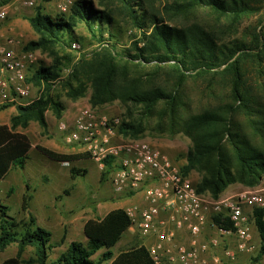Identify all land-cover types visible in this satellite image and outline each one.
<instances>
[{
	"label": "trees",
	"instance_id": "obj_1",
	"mask_svg": "<svg viewBox=\"0 0 264 264\" xmlns=\"http://www.w3.org/2000/svg\"><path fill=\"white\" fill-rule=\"evenodd\" d=\"M12 1L0 0V6ZM120 1L131 18V27L142 32V36L132 43V48L123 52L116 50L119 36L112 30V25L117 21L111 12L95 6L93 0H75L69 14L59 13L54 16L39 8L34 15L29 16L28 20L40 38L26 43L24 49L33 51L57 45L72 48V43L79 41L76 30L80 25H84L104 49L96 53L91 61L81 58L74 66L65 86L72 98H78L88 86L92 87L91 103L95 108L108 100L119 98L123 102L141 104L142 114L146 116L151 115L161 102L175 105L174 96L162 85L146 87L138 76L131 77L128 64L135 63V60L142 63L156 61L158 64L170 62L173 71L180 77H188V73L193 70L200 75L211 73L212 69L226 65L223 71L231 77L236 98L242 101L247 99L241 91L246 74L244 65L248 60L258 62L262 58L264 24L253 33L255 35L250 42L237 39L233 45H228L222 42L214 31L205 27L185 29L167 23L159 14L150 12L146 5L147 0ZM195 5L215 7L222 17L230 14L238 17L241 13L248 12L247 9L258 10L242 0H233L232 3L224 0H173L172 4L177 8H191ZM150 27L152 29L148 32L147 28ZM106 30H109L108 37L105 36ZM142 42L143 45H140ZM61 71L57 58L51 66L32 67L29 80L35 85H43L41 96L27 105H18L17 114L12 116L10 125L0 124V182L11 170L24 169L29 159L32 147L30 137L27 133L18 131L17 127H26L31 120H36L44 131L47 130L46 111L49 108H53L59 119L62 118L63 103L51 93ZM7 108L8 106H4L0 111ZM167 117L172 130L178 129L192 141L186 155L187 162L181 169L184 174H191L194 170L201 174L200 181L196 183L199 192L219 197L230 184L242 182L255 186L262 181L264 140L262 147L258 148L245 139L238 142L226 117L214 109L188 117L178 115L175 109ZM118 131L125 138L139 137L144 131V125L141 120L122 119ZM226 135L230 136V149L223 143ZM262 137L264 139V130ZM37 148L49 158L60 162L73 163L84 156L58 152L42 145H37ZM85 155L90 158L88 153ZM106 162V166L101 170V177L110 180L117 165L113 159ZM70 173L75 179L85 176L88 170L72 165ZM27 188L30 189V186L27 185ZM65 192L68 193V190ZM31 199V194L24 195L23 210L29 208ZM212 220L219 227L233 228V222L229 219L222 220L219 215L213 216ZM251 221L261 236L260 255H264V210L254 209ZM131 225L132 221L124 207L115 208L101 218H90L84 225L86 242L72 241L50 264H155L144 244H136L115 255L112 248ZM13 243L18 244L17 255L5 259L0 264H22V252L29 246L35 248L36 258L32 260L33 263L49 264V252L53 248L51 231L37 225L32 216L29 222L18 220L10 214L9 206L0 203V252Z\"/></svg>",
	"mask_w": 264,
	"mask_h": 264
},
{
	"label": "rangeland",
	"instance_id": "obj_2",
	"mask_svg": "<svg viewBox=\"0 0 264 264\" xmlns=\"http://www.w3.org/2000/svg\"><path fill=\"white\" fill-rule=\"evenodd\" d=\"M13 1L0 6V9L13 8ZM23 1L18 0L19 3L16 2L14 7L19 4L20 8L16 7V11L11 13L6 20H0V24L9 22L13 18L29 22L28 17L34 15L39 8L54 16L59 13L69 14V12L62 11L59 6L67 3L68 0H37L35 7L24 5ZM93 1L95 6L111 12L117 21L112 25L113 32L119 36L116 50L123 52L125 49L132 48V43L142 36V32L138 28L131 27V18L123 3L120 0ZM147 1L149 4L146 3V5L150 12L159 14L167 23L185 29L205 27L214 31L220 36L222 42L228 45H233L237 39L250 42L255 35L253 33L264 24V0H242L249 3L252 8L257 7L258 10L247 9L248 12L241 13L238 17H234L233 14L222 17L215 7L209 5L177 8L172 6L173 0ZM224 1L232 3L233 0ZM72 3H68L69 7ZM28 24L29 32L22 36L19 35L24 44L40 38L30 22ZM151 29V27L147 28L148 32ZM76 34L79 36V41L76 42L81 45L78 50L62 45L33 50L37 61L32 67L51 66L56 58L60 61L62 71L55 80L51 93L63 103V118L59 119L53 108H49L46 111V118L50 123L47 130L44 131L36 120H31L26 127L21 125L17 127L18 131L28 134L34 147L30 151L25 169L11 170L0 182V203L9 206L10 214L18 220L28 222L32 216L36 219L37 225L51 231L53 248L49 252V264L56 260L72 241L86 242L84 224L89 218L104 217L109 211L124 205L120 202L123 197L115 196L116 192L113 190L111 180H104L101 177V168L91 158L74 163L81 169H88V173L72 179L67 165L49 158L36 148V144H45L48 147L52 146L60 151H66L67 149L61 147L56 136V132H61L58 128L59 121L64 119L66 113H72L75 116L80 107L92 105V87L88 86L84 94L78 98H72L68 95V88L65 84L81 58L84 57L91 61L96 53L102 52L104 48L84 25H80ZM108 34L109 30H106L105 36L108 37ZM140 45H143V42ZM261 52L260 61L248 60L244 65L246 74L241 90L247 97L244 101L236 98L230 81L231 77L223 71L226 65L212 69L211 73L200 75L193 70L188 73V77H180L173 71L170 62L158 64L156 61L142 63L140 60H135V63L128 64L131 77L138 76L146 87L155 84L162 85L174 96L175 105L161 102L151 115L146 114V116L142 114L141 104L123 102L119 98L108 100L97 105L96 108L110 115L120 116L126 121L141 120L144 131L138 136L151 141L181 166L187 162L186 155L192 146V141L178 129H171L167 116H170L175 109L182 117L201 113L207 109L218 110L226 117L231 132L235 134L234 138L238 142L245 139L254 147H262L264 140L262 137V130H264V47ZM43 89V85H35L33 96L40 97ZM15 114H17L16 108L0 111V124L10 125L11 118ZM229 138L230 136L226 135L223 143L230 149ZM191 176L196 183L201 179V174L196 170L191 172ZM257 185H264V174L262 181ZM245 186L249 185L236 182L230 184L222 193H232ZM65 189L68 190L69 195L64 193ZM26 193L31 194L32 199L29 208L23 210V198ZM251 231L253 249L243 251L235 260L225 261L223 264H264V255H260L262 239L254 223H252ZM127 238L124 235L119 242L126 241ZM233 241L231 244L228 242L227 245L233 247ZM119 244L112 248L115 253L118 252ZM227 245L222 244L221 250ZM17 253L18 244H11L0 252V263L9 257L16 256ZM35 258L34 247L29 246L22 252V264H36L32 262Z\"/></svg>",
	"mask_w": 264,
	"mask_h": 264
},
{
	"label": "built area",
	"instance_id": "obj_3",
	"mask_svg": "<svg viewBox=\"0 0 264 264\" xmlns=\"http://www.w3.org/2000/svg\"><path fill=\"white\" fill-rule=\"evenodd\" d=\"M72 2L59 6L70 12L68 3ZM23 3L35 7L37 0ZM8 12L6 7L1 8L0 20L6 19ZM80 47L78 42L72 43L74 50ZM36 61L35 52L25 50L19 38L0 36V108L27 105L37 99L33 96L35 85L29 80ZM121 122L120 116L85 105L72 121L62 119L59 128L69 143L80 145L101 169L107 160L115 161L117 166L110 180L116 193L142 192L144 204L126 206L125 210L131 226L142 236L157 235L155 243L148 247L155 264H208L203 253L219 247L228 237L236 242L223 249L229 260L253 249L251 215L256 208L264 210V185L245 186L219 197L199 192L191 174H184L182 166L168 153L145 138L123 137L118 131ZM163 213L166 219L161 218ZM216 215L233 222V228L219 227L212 220ZM209 222L220 234L202 241L200 237ZM181 230L187 232L188 243L175 241ZM215 259L221 261L219 257Z\"/></svg>",
	"mask_w": 264,
	"mask_h": 264
},
{
	"label": "crops",
	"instance_id": "obj_4",
	"mask_svg": "<svg viewBox=\"0 0 264 264\" xmlns=\"http://www.w3.org/2000/svg\"><path fill=\"white\" fill-rule=\"evenodd\" d=\"M16 2H18V0H14L13 3H12V7L13 8H7L8 9V16L7 18L10 17L11 13H14L16 11L17 8H20V5L18 4L16 7H14V4H17ZM19 3V2H18ZM20 4H22L20 2ZM24 4V3H23ZM6 18V19H7ZM4 19V20H6ZM29 22L26 20V21H21L20 18H13L11 19L9 22L7 21L6 23H3V24H0V36L3 37V38H8V37H15V38H19V35L22 36L23 34L25 33H28L29 32ZM14 35V36H13ZM20 39V38H19ZM24 44V43H23ZM25 45V44H24ZM9 108H16V107H8L7 109ZM66 117V118H65ZM63 118V117H62ZM74 118V115L72 113H66L65 116H64V119L67 120V121H72ZM63 119V120H64ZM48 121V126L50 125L49 123V120L47 119ZM60 122V121H59ZM58 128H59V124H58ZM60 130V128H59ZM54 131H55V128H54ZM61 132L57 133L56 131V136L59 140V143L61 144V147H64L66 148L67 150L66 151H60L56 148H53L49 143V145L51 147H48L46 146L45 144H36V148H37V145H42V146H45V147H48L52 150H55V151H58V152H63V153H73V154H83L84 156L83 157H80L78 160H76L75 162L77 161H80V160H83V159H86L88 158L85 154H87L83 148L78 145V144H73V143H69L66 139V133L63 132L62 130H60ZM23 132V131H22ZM32 143V142H31ZM47 144V143H46ZM33 144H32V147H31V150L33 149ZM38 149V148H37ZM30 150V151H31ZM39 150V149H38ZM40 151V150H39ZM43 153V152H42ZM44 154V153H43ZM45 155V154H44ZM47 156V155H46ZM172 158V157H171ZM57 162H60V161H57ZM69 163V164H65L64 162H62L63 164L67 165L68 166V173L70 174L71 176V173H70V167L72 165H75L74 163ZM94 162V161H93ZM96 163V162H94ZM97 164V163H96ZM76 166V165H75ZM25 169V168H24ZM88 170V169H87ZM102 170V169H101ZM72 178V177H71ZM73 179V178H72ZM67 190V189H65ZM64 190V193L66 195H69V192L66 193ZM114 190V189H113ZM115 196H119V197H123V200L120 201L122 202L124 205L123 206H120V207H126V206H130V205H142L144 204V198H143V194L142 192H136V193H133L132 195L130 194H118L116 193ZM161 218L163 219H166L167 216L165 213L161 214ZM90 219V218H89ZM86 223V222H85ZM85 225V224H84ZM137 229L134 227V226H131L129 228V230L124 234L125 237L127 238L128 240L124 241H121L118 243H120L118 245V252H114L115 255H117L121 250H124V249H128L130 248L131 246H134L136 244H144L145 246L149 247L150 245H152L153 243H155V241L157 240V235L156 234H152L150 236H142L140 234L139 231H137ZM137 233V234H136ZM219 231L218 229L211 225V222H209L207 224V226L205 227V231L204 233L202 234V236L200 237V239L202 241H208L211 237H217L219 236ZM123 235V236H124ZM86 236V235H85ZM87 238V237H86ZM224 238V237H223ZM121 240V239H120ZM232 240H234V246H235V239L233 237H228V238H225V246L227 245L228 242H230V244L232 243ZM177 243H188L189 242V236L187 234L186 231H183L181 230L178 234H177V237H176V240H175ZM117 243V244H118ZM222 242V244H224ZM116 244V245H117ZM221 244V245H222ZM229 244V243H228ZM115 245V246H116ZM221 245L219 247H215V248H210L209 250H207L206 252L203 253V256L205 258H207L208 260V264H223L225 261H229L228 258L225 257L224 255V252L223 250H221ZM114 246V247H115ZM228 246V245H227ZM242 253V252H239L237 254V256ZM215 257H219L221 258V261H216Z\"/></svg>",
	"mask_w": 264,
	"mask_h": 264
}]
</instances>
